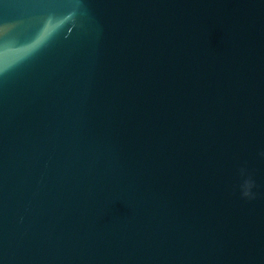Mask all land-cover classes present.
I'll use <instances>...</instances> for the list:
<instances>
[{
	"label": "water",
	"instance_id": "water-1",
	"mask_svg": "<svg viewBox=\"0 0 264 264\" xmlns=\"http://www.w3.org/2000/svg\"><path fill=\"white\" fill-rule=\"evenodd\" d=\"M2 25L0 264H264V0H0Z\"/></svg>",
	"mask_w": 264,
	"mask_h": 264
},
{
	"label": "clouds",
	"instance_id": "clouds-1",
	"mask_svg": "<svg viewBox=\"0 0 264 264\" xmlns=\"http://www.w3.org/2000/svg\"><path fill=\"white\" fill-rule=\"evenodd\" d=\"M56 17L54 16H49L44 23L42 24L40 30L37 32V34L33 37L31 41H28L25 44L18 45L15 41L13 40H5L3 48L5 46H18V47H27L29 48V51L27 55L21 58L20 61H18L17 65L19 63H22L23 61L31 58L34 56L36 53H38L41 49L46 47L48 43L58 34L57 32H50L48 31L49 24L54 21ZM10 32V29L7 25H2L0 26V37H7L8 33ZM42 34H46V38L42 40L39 44H36L35 41L37 38H39ZM17 65L13 66L16 67ZM12 68H5L2 65H0V76L6 75L9 71H11ZM261 155H264L262 153ZM239 175L241 177V183L239 185V190H240V195L242 199L246 200H253L255 199V194L253 192V189L255 188V182L252 179L251 175L248 173L246 168H241L239 170Z\"/></svg>",
	"mask_w": 264,
	"mask_h": 264
}]
</instances>
